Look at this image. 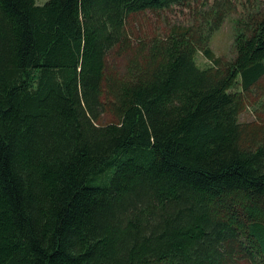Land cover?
Masks as SVG:
<instances>
[{
  "label": "trees",
  "instance_id": "16d2710c",
  "mask_svg": "<svg viewBox=\"0 0 264 264\" xmlns=\"http://www.w3.org/2000/svg\"><path fill=\"white\" fill-rule=\"evenodd\" d=\"M185 1L0 0V264H264V18L233 60L188 26L109 66L129 14Z\"/></svg>",
  "mask_w": 264,
  "mask_h": 264
},
{
  "label": "rangeland",
  "instance_id": "374dc122",
  "mask_svg": "<svg viewBox=\"0 0 264 264\" xmlns=\"http://www.w3.org/2000/svg\"><path fill=\"white\" fill-rule=\"evenodd\" d=\"M36 1L43 4L47 0ZM212 7L217 9L222 7L221 10L227 12L222 25L214 30L207 21L211 18ZM260 18H264V0H186L184 4H173L164 9L131 13L127 17L126 30L131 38L133 50L120 56H113L109 66L111 70L124 72L140 48L141 42H150L155 37H165L173 28L180 31L188 26L195 28L203 26L207 30L208 44L213 52L223 56L225 60H233L236 54L235 36L238 28L241 27L238 22L243 21L244 28L246 22L253 24ZM197 62L201 67L210 65V61L201 51L197 53ZM246 96V106L240 115V121L262 131L264 130V76L252 90L246 93ZM112 118L110 115H105L101 121L106 122ZM250 136V134L247 136V142Z\"/></svg>",
  "mask_w": 264,
  "mask_h": 264
}]
</instances>
